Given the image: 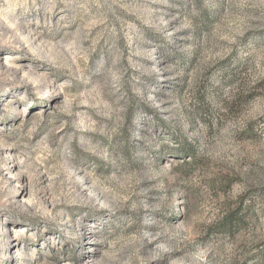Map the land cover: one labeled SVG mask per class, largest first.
Wrapping results in <instances>:
<instances>
[{
  "label": "rangeland",
  "instance_id": "1",
  "mask_svg": "<svg viewBox=\"0 0 264 264\" xmlns=\"http://www.w3.org/2000/svg\"><path fill=\"white\" fill-rule=\"evenodd\" d=\"M0 264H264V0H0Z\"/></svg>",
  "mask_w": 264,
  "mask_h": 264
},
{
  "label": "trees",
  "instance_id": "2",
  "mask_svg": "<svg viewBox=\"0 0 264 264\" xmlns=\"http://www.w3.org/2000/svg\"><path fill=\"white\" fill-rule=\"evenodd\" d=\"M132 112H133V110H132ZM132 112L130 113V118H129V126L130 127L133 125L132 124V118L135 115ZM154 154H156V153H154ZM182 154L186 155L187 157L195 158V151L193 149H190V150H188L187 148L183 149V153ZM223 225H224V228L226 229V231H228L230 233L235 228H238V227L244 225V219H243V217L239 216L238 211H233V212H230L225 217V221H224Z\"/></svg>",
  "mask_w": 264,
  "mask_h": 264
}]
</instances>
